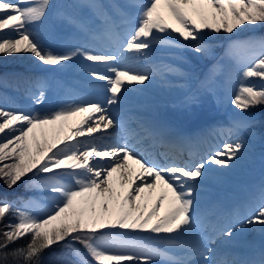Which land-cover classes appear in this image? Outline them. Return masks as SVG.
Masks as SVG:
<instances>
[{
    "label": "snow or ice",
    "instance_id": "1",
    "mask_svg": "<svg viewBox=\"0 0 264 264\" xmlns=\"http://www.w3.org/2000/svg\"><path fill=\"white\" fill-rule=\"evenodd\" d=\"M51 7L52 0H0V54L30 55L54 71L76 68L96 91L84 95L75 85L38 78L29 82L34 105L44 104L53 84L60 89L47 111L0 104V264H264V250L217 258L212 246L245 227L264 233V184L251 213L231 226L210 232L198 212L210 166L233 167L243 140L178 162L167 151L154 153L164 146L159 135L130 128L121 111L135 86L157 75L187 76L184 53L209 54L206 38L264 25V0H74L64 7L87 8L99 24L59 11L74 30L62 50L48 46L39 30ZM156 45L178 63L154 65ZM229 53L240 66L232 106L242 113L264 106V38L233 41ZM250 127L244 117L227 131ZM25 179V191L45 193L46 204L12 194ZM56 245L67 251L52 252Z\"/></svg>",
    "mask_w": 264,
    "mask_h": 264
},
{
    "label": "rangeland",
    "instance_id": "2",
    "mask_svg": "<svg viewBox=\"0 0 264 264\" xmlns=\"http://www.w3.org/2000/svg\"><path fill=\"white\" fill-rule=\"evenodd\" d=\"M73 2L74 0H52V7L49 10L47 18L45 22L39 26V30L45 37L47 45L56 50H62L61 44L64 38L74 32L72 28L58 18L57 13L59 11H65L61 5H71ZM109 2L110 0L105 1V3ZM66 12L89 19L94 26L99 24V21L95 19L92 11L87 8L68 7ZM260 26L261 25L243 26L242 29H237L231 36L221 33L219 35H213L211 38H206L204 42L210 45L209 54L198 56L191 51L185 52L196 64L200 66H204L205 64L210 65V69L203 70V75L200 77V80L197 81L200 74L196 70H191L189 74L193 76V78L191 79L189 77L186 80L174 74H168L167 76L157 75L152 83L147 84V86H135L134 90L126 95L124 103H130L131 106L128 111L121 109L123 117L130 125L137 124V121L131 120L132 115H134L136 119L141 121L138 126L145 125V127L151 129L153 122H159L163 129H176V126L187 123V121L191 120L190 117L193 114H197L198 110L202 108L200 101L203 100L214 103V108L224 114L226 112V107L231 103L232 95L239 83V73H235L237 79L233 82L221 76V73L227 68L239 66L229 53L230 46L233 41L258 40L264 38L261 33H257ZM62 27L65 29V35L54 36L53 33L55 30L61 29ZM237 32L240 33V35H236ZM220 36H227V41H217L216 39ZM169 57H171L169 53L159 45L154 46L150 54L152 63L161 67L167 64H176ZM219 57H222V60H219ZM79 63L81 62L77 61V64ZM26 69L40 70V74L36 76L31 75ZM182 69L183 68H181V71L183 72L184 69ZM76 71H78L76 68H70L66 71H54L47 66H41L30 55L13 54L4 56L0 54V104L14 109L47 111L52 107L60 93V89L53 84L47 91V98L44 104L42 106L34 105L28 91L29 82L38 78H48L50 81L57 80L63 81L69 85H75L84 95H90L85 91H96L93 87L88 86L87 82L75 80L70 76V73H75V76L77 74H85L80 70L78 73ZM193 79L195 80L193 81ZM18 81H21V84H16ZM202 82H205L206 86H203ZM253 82L259 83V81ZM189 83H193L192 87H197L203 93H206V95L203 96L198 92L195 94H188L189 89L192 88L190 86L186 94H184L185 96L182 95L183 98H181V101L186 105L187 112L184 114L175 113V115H167L163 105L157 98L167 99L175 97L180 94L179 90ZM144 96H149L151 99L147 102V100L143 98ZM218 116L223 117V115H216L214 118L210 119L209 121H213V123H211L210 128L206 130L211 133L214 141L221 138L220 133L222 131L223 133L224 131L226 132V128H229L233 121L219 122ZM241 118L243 117L241 116L238 119ZM160 120L168 122L161 123ZM249 129V131H246V129L240 130L237 133L239 134L237 135L238 138L233 139H243V142H246L241 158L235 162L233 167L221 171H217L216 166L212 165V169L209 170L201 186L198 212L202 218L205 219L207 224L213 225V227L209 229L210 232L213 229L217 230L225 225H233L241 218L245 206H250L252 210L258 202L254 197L256 196L259 186L264 183V148L260 149L264 145L261 144L259 135L255 134L251 128ZM226 135H228V133ZM172 138L179 137L176 135V137ZM214 148L217 149L218 147ZM37 179H39V177ZM44 195L45 193H37L35 198H37L41 204H46V201L40 199ZM209 200L212 202L207 204L206 202ZM37 211L39 210L37 209ZM253 236L264 238V233H262L258 227H245L243 230L234 233L230 241L225 240L223 237H217L214 245L215 247L217 245V252L221 253V256L225 254L237 255L240 253L239 251L244 250H246L247 253H251L252 250L260 247L258 246V242H255L254 238H252Z\"/></svg>",
    "mask_w": 264,
    "mask_h": 264
},
{
    "label": "trees",
    "instance_id": "3",
    "mask_svg": "<svg viewBox=\"0 0 264 264\" xmlns=\"http://www.w3.org/2000/svg\"><path fill=\"white\" fill-rule=\"evenodd\" d=\"M63 8L64 6L61 5ZM66 9L68 7H65ZM64 8V9H65ZM62 22V21H61ZM262 33H264V25L261 26V29H260ZM65 34V31L64 29H58V30H55V32L53 33L54 36H58V35H64ZM227 36L225 37H222L220 36L219 38H226ZM184 57L186 58V61L185 63H183L182 65L184 67L187 68V70H183L184 73H187V76L185 77H182L183 79H188L189 77L192 79L193 76H191L189 73L190 71L189 70H196L198 71V73L200 74V76L203 75V70L204 69H210V65L209 64H206L204 66H200V65H197L194 61H192L189 56L184 53ZM173 59V58H172ZM219 60H222V57H219ZM173 61H177L175 59H173ZM178 63V61H177ZM235 73H239L237 72V69L235 67H229L227 68L223 73H222V77L223 78H227L231 81H235L237 78L235 77ZM238 78L240 79V76H238ZM191 85V83H189L187 86H185L184 88H182L181 90H179V92H182L185 88L189 87ZM238 86V84H237ZM191 94H195V93H200L204 96L205 93H203L200 89L196 88V87H193L191 90H190ZM164 106L172 113L174 112H177V113H185L186 110H185V105L180 101V100H174L172 102H166L164 103ZM215 107V104L214 103H207V104H204L202 106L201 109L198 110L197 114H209V115H214L215 114V111L213 110ZM226 115L228 118H235L237 116H240V115H243L244 117H247L250 121V124H251V129L253 131H255V133H257L260 137V139L262 140V142H264V106H257V107H254V108H251L249 109L247 112L245 113H242L240 112L239 110L235 109L232 104L230 103V105L227 107L226 109ZM27 182V180L25 179V182H22L20 184H18V186L13 190V195L15 194H19L21 196H32V197H35L37 193H40V191H37V190H33V191H25V183ZM0 187H2V185H0ZM11 219V217H6V220L5 222H7V220ZM27 243V237L22 239V240H19L16 244H13L10 246V248H15V247H19V246H22L24 244ZM75 247L79 248L81 250V252L84 251V249L82 248V246H80L79 244H76ZM52 252H66L67 249H65L62 245H56V246H53ZM51 254V252H46L45 253V259ZM11 264V262H10Z\"/></svg>",
    "mask_w": 264,
    "mask_h": 264
},
{
    "label": "bare ground",
    "instance_id": "4",
    "mask_svg": "<svg viewBox=\"0 0 264 264\" xmlns=\"http://www.w3.org/2000/svg\"><path fill=\"white\" fill-rule=\"evenodd\" d=\"M76 72H79V70L78 71H76ZM77 74V73H76ZM73 78L75 79V80H80V81H85V82H87V79L86 78H84L83 77V75H76V76H73ZM130 106H131V104L130 103H123L122 105H121V109L122 110H124V111H128V110H130ZM131 120H133V121H137V124H135V125H137L136 127H138V124H140V121L138 120V119H136V116H134V115H132V117H131ZM75 122H76V119L74 118L73 119V124H75ZM160 122L161 123H166V122H168V121H164V120H160ZM211 123H213V121H208V122H206V123H204V124H202V125H200V126H197V127H191V129L192 130H194V131H199L200 133H202L204 130H207V129H209L210 128V124ZM184 125V126H183ZM182 126H183V129H185V130H187V128H186V125L185 124H183ZM131 125H129V127H130ZM223 128V127H222ZM138 129V128H137ZM229 129V128H228ZM151 130H153V132H155V133H159V130H161V124L159 123V122H153L152 123V125H151ZM188 131V130H187ZM168 132H170V131H166V133L169 135V136H167V137H174V136H176V134L175 133H168ZM122 135V133H121V131L120 130H117L116 131V133L114 134V136L117 138V139H119L120 138V136ZM220 135H221V138L219 139V141H217L215 144H214V146L215 147H221L225 142H231V141H234L233 139L234 138H238V136L237 135H239V134H234L233 136L231 135V134H229L228 133V135H225L224 133H223V131L220 133ZM177 139V138H176ZM180 140V139H179ZM167 141H169V142H172V143H176V141H171L170 140V138H167ZM122 142V141H121ZM244 144H246V142H244ZM215 149L213 148V146H211V145H208L207 146V148H206V150H205V153L204 154H202V155H197V157H195V159H199L200 157H203V156H206L209 152H211V151H214ZM194 154L193 152H191V151H189V154ZM183 161H185V158H181L180 159V162H183ZM210 169H212V167L210 166ZM264 184V183H263ZM207 186V185H206ZM255 207V206H254ZM251 209L249 210V211H245L244 213H243V217L244 216H246L247 214H249V213H251ZM208 226H209V229H211L212 227H213V225L212 224H208ZM218 231V230H217ZM213 247H215V245H212ZM215 248H217V245H216V247ZM219 256H221V254H218L217 253V258H219Z\"/></svg>",
    "mask_w": 264,
    "mask_h": 264
},
{
    "label": "water",
    "instance_id": "5",
    "mask_svg": "<svg viewBox=\"0 0 264 264\" xmlns=\"http://www.w3.org/2000/svg\"><path fill=\"white\" fill-rule=\"evenodd\" d=\"M207 120H208V117H205V116H198V117H196L195 119H193V120L190 122V125H191V126L200 125V124L205 123Z\"/></svg>",
    "mask_w": 264,
    "mask_h": 264
}]
</instances>
